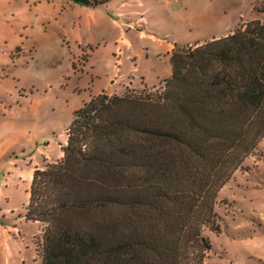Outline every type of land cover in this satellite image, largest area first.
Masks as SVG:
<instances>
[{
	"label": "trees",
	"instance_id": "obj_1",
	"mask_svg": "<svg viewBox=\"0 0 264 264\" xmlns=\"http://www.w3.org/2000/svg\"><path fill=\"white\" fill-rule=\"evenodd\" d=\"M170 62L160 91L84 101L62 156L33 170L40 264H207L217 193L264 137V20Z\"/></svg>",
	"mask_w": 264,
	"mask_h": 264
},
{
	"label": "rangeland",
	"instance_id": "obj_2",
	"mask_svg": "<svg viewBox=\"0 0 264 264\" xmlns=\"http://www.w3.org/2000/svg\"><path fill=\"white\" fill-rule=\"evenodd\" d=\"M120 1L102 0V3L116 5ZM126 1L129 4L126 12L135 10L134 14L121 17L126 23L142 17L150 32L179 44L195 41L209 32L208 27L199 26L201 13L208 12L209 7L225 6L227 13L232 11L238 19L235 28L253 18L264 20L262 0ZM52 8L48 0H0V17L20 14V19L22 15L40 18L52 13ZM1 39L0 46L8 53L10 65L4 66L0 91L3 90L4 99L12 101L16 107L27 103V108L21 111L9 108L0 115V264H40L44 225L24 216L32 172L62 156L61 146L66 141V128L73 111L89 91L77 85L91 84L99 78L90 67L81 70V58L76 59L74 71L67 70V60L62 65L52 64L51 59L41 55L24 37L8 42ZM135 61L136 69L133 65L120 68L119 81L124 74L136 78L144 73L143 61L137 58ZM163 86L164 82L146 90L160 91ZM127 90L130 88L125 92ZM215 210L221 231L217 234L204 228L212 245L208 264L251 263V255L264 258V221L261 220L264 137L241 163L235 176L218 191Z\"/></svg>",
	"mask_w": 264,
	"mask_h": 264
},
{
	"label": "crops",
	"instance_id": "obj_3",
	"mask_svg": "<svg viewBox=\"0 0 264 264\" xmlns=\"http://www.w3.org/2000/svg\"><path fill=\"white\" fill-rule=\"evenodd\" d=\"M48 3H52V13L43 14L40 18L22 15L20 19V14L0 17L1 40L8 42L15 37H24L41 55L51 59L52 64L62 65L67 60V70L74 71L76 59L81 58V70L90 67L99 78L91 84L83 82L77 85V88L89 90L82 96V103L99 93L121 95L128 88L141 90L157 87L171 74L170 57L176 45H194L225 36L238 24L237 17L232 11L227 13L225 6L209 7L208 12H202L199 19V26L204 29L208 27L209 32L195 41L179 44L150 32L142 17L126 23L121 17L135 13V10L126 12L129 5L126 0L116 5L102 3V0H48ZM136 58L143 61L144 73L136 78L124 74L122 81H119L120 68L133 65L136 69ZM9 65L10 57L0 46V84L4 81L1 78L4 76V66L8 68ZM3 92L0 91V115H4L9 108L18 111L27 108V103L16 107L15 103L4 99ZM9 95L13 96V93ZM261 220L264 221V213ZM250 258L253 259L251 263L234 264H264V258L253 255Z\"/></svg>",
	"mask_w": 264,
	"mask_h": 264
}]
</instances>
